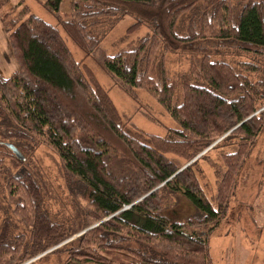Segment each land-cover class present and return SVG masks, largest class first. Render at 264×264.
<instances>
[{
    "label": "trees",
    "instance_id": "1",
    "mask_svg": "<svg viewBox=\"0 0 264 264\" xmlns=\"http://www.w3.org/2000/svg\"><path fill=\"white\" fill-rule=\"evenodd\" d=\"M61 2H43L60 28L27 6L19 22L8 24L17 68L0 74V116L57 154L67 188L83 205L74 223L53 221L34 177L9 174L7 197L28 233L0 225V264H22L51 249L41 257L66 252L62 264H213L209 236L225 218L239 171L264 128V67L238 63L258 74L252 80L197 43L263 56L264 0H240L237 9L233 0H70L67 19L58 16ZM126 15L150 34L113 54L85 27L90 18ZM181 49L200 56H190L187 70L170 78L165 55ZM87 57L132 99L138 89L149 93L178 127L165 135L128 132ZM224 134L237 143L222 155L212 204L195 162L179 169Z\"/></svg>",
    "mask_w": 264,
    "mask_h": 264
},
{
    "label": "rangeland",
    "instance_id": "2",
    "mask_svg": "<svg viewBox=\"0 0 264 264\" xmlns=\"http://www.w3.org/2000/svg\"><path fill=\"white\" fill-rule=\"evenodd\" d=\"M44 1L0 0V74L2 76H8L17 68L8 41V33L13 26L10 27L8 24L11 21L21 20L18 12L23 7L27 6L29 13L60 28L57 17L43 6ZM69 1L62 0L59 18L67 19L70 16ZM239 2L240 0H233L236 9L239 7ZM184 20L185 18L177 25V31H183L186 22ZM134 22V18L130 15L121 19H117L116 16H100L88 19L85 27L91 35L100 39V45L107 53L113 54L121 48L134 47L140 38L150 34V29L146 25L132 27ZM61 34L73 56L77 60L82 59L83 51L62 30ZM197 44L199 47H205L211 58L228 62L236 71L252 80L258 74L242 71L238 63L250 62L264 67V55L245 53L234 47H220L210 40L198 41ZM192 55L198 59L200 52L191 53L181 49L167 53L164 60L167 75L170 78H178L187 70ZM85 63L93 69L99 82L109 91L128 132L142 130L148 134L165 135L168 128L178 127L169 113L145 90L138 89V98L134 100L113 85L91 58L87 57ZM225 137L226 134L213 141L209 145L212 146L211 148L204 152L209 147L207 146L193 159L195 162L193 168L199 184L212 204H214L216 185L225 168L222 155L233 152L237 143L235 138ZM9 145L15 146L21 152L23 160L15 156ZM22 172L31 174L39 184L44 208L51 220L67 225L76 221L77 214L81 213L83 200L71 194L67 188L57 154L30 133L22 131L9 117L0 116V225L7 223L14 233H28V229L13 213L14 206L8 200L5 185L9 174L17 175ZM78 234L79 232L73 237ZM71 238L72 236L57 246H61ZM209 245L213 264H264V128L250 148L248 157L239 171L226 216L210 234ZM51 250L44 253L47 254ZM44 253L22 264L30 262L62 264L66 257V252L50 253L41 257Z\"/></svg>",
    "mask_w": 264,
    "mask_h": 264
},
{
    "label": "water",
    "instance_id": "3",
    "mask_svg": "<svg viewBox=\"0 0 264 264\" xmlns=\"http://www.w3.org/2000/svg\"><path fill=\"white\" fill-rule=\"evenodd\" d=\"M9 147L12 149V151L14 152L15 156L17 158H19L20 160H23V155L21 154V152L13 145H9ZM193 161L190 160L188 163H186L183 167H181L179 170L183 169L184 167H186L187 165H189L191 162Z\"/></svg>",
    "mask_w": 264,
    "mask_h": 264
},
{
    "label": "built area",
    "instance_id": "4",
    "mask_svg": "<svg viewBox=\"0 0 264 264\" xmlns=\"http://www.w3.org/2000/svg\"><path fill=\"white\" fill-rule=\"evenodd\" d=\"M212 146H209L208 148H206L205 150H204V152L206 151V150H208L209 148H211Z\"/></svg>",
    "mask_w": 264,
    "mask_h": 264
}]
</instances>
